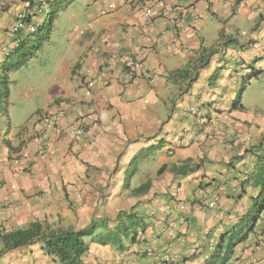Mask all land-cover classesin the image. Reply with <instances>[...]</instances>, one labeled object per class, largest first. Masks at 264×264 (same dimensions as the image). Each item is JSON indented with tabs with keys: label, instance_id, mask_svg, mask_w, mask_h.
<instances>
[{
	"label": "crops",
	"instance_id": "obj_1",
	"mask_svg": "<svg viewBox=\"0 0 264 264\" xmlns=\"http://www.w3.org/2000/svg\"><path fill=\"white\" fill-rule=\"evenodd\" d=\"M61 1L0 0V78L28 33H13L16 16ZM87 1L98 3L95 14L79 17L82 24L67 32L75 58L47 95L37 89L41 106L14 124L9 84L19 69L0 88V235L35 222L79 230L94 221L99 228L86 239L84 264H203L264 193V98L251 93L264 77V0ZM43 15L32 19L40 24ZM112 54L135 57L139 78H125L119 63L109 64ZM85 70L94 77L90 89ZM60 109L65 115L48 140L31 139L27 131L40 126L35 116ZM89 114L85 135L61 133ZM185 164L188 173H173ZM119 213L134 214L140 225L133 243L132 234L121 239L122 250L99 243ZM258 226V237L237 245L228 264H264ZM2 249L0 243V264H56L41 242Z\"/></svg>",
	"mask_w": 264,
	"mask_h": 264
},
{
	"label": "trees",
	"instance_id": "obj_2",
	"mask_svg": "<svg viewBox=\"0 0 264 264\" xmlns=\"http://www.w3.org/2000/svg\"><path fill=\"white\" fill-rule=\"evenodd\" d=\"M72 1L73 0H62L61 3L55 4L54 6L49 5L43 15L44 20L40 24L31 20V14H26V19L24 20L25 27L31 25L35 30L32 33H27L22 40L18 39L16 47L9 54V58H13V61L9 63L8 67L4 68L3 76L0 78L1 90L5 91L6 74L26 65V63L33 59L42 49L44 44L48 42L53 20L56 14L65 8L62 3L68 6ZM260 20H264V17ZM202 66L203 61L200 59V65H195L192 68L193 73H196ZM179 74L183 75L184 71H180ZM191 76L193 77L194 74ZM258 76L259 74H255L252 78L258 79ZM249 81L250 79L246 84ZM244 88L245 86L241 85L238 94L239 98ZM142 158L143 155L137 156L131 163V169L136 166ZM188 165L189 164H185L179 169L173 168V173L177 175L188 173L191 170ZM133 174L134 170H131L127 174L126 179L128 180ZM145 189L146 186H143L136 189L134 192L141 193ZM261 220H264L263 191L253 200L249 212L243 215L229 231L218 238L216 245L213 246L212 254L203 264H228L237 245L245 242L251 234L255 233ZM138 223L139 219L134 214L119 213L117 216V225L112 231H108L105 236L101 237L99 243H110L112 246L117 247L118 250H122L121 239L127 238L132 234L130 241L133 243L135 240V230L140 226ZM98 228L99 226L94 221L85 228L79 230H54L35 222L23 230L2 233L0 235V243L3 247L1 253L16 250L31 245L34 242H41L42 250L45 255L54 258L56 264H84L83 256L88 251L86 239L93 236Z\"/></svg>",
	"mask_w": 264,
	"mask_h": 264
},
{
	"label": "rangeland",
	"instance_id": "obj_3",
	"mask_svg": "<svg viewBox=\"0 0 264 264\" xmlns=\"http://www.w3.org/2000/svg\"><path fill=\"white\" fill-rule=\"evenodd\" d=\"M96 4L98 3L91 6L87 0H77L68 8L65 3H62L66 8H63V11L57 16L49 41L26 66L12 73L9 95L10 116L14 124L24 122L25 111L39 108L43 103L37 89L42 90L43 96H45L51 85L62 81L60 69L75 58L73 51H67V32L71 31L74 25L82 24L79 17L86 20L89 13L95 14L93 11ZM44 8L45 6L40 3L33 14L31 11L28 13L36 18L45 13L47 8ZM31 20L35 22L33 19ZM251 88L253 96H263L264 98V77L260 75V79L254 81ZM262 227H264V220L260 221L258 230L260 231ZM252 237L254 239L258 236L253 235Z\"/></svg>",
	"mask_w": 264,
	"mask_h": 264
},
{
	"label": "built area",
	"instance_id": "obj_4",
	"mask_svg": "<svg viewBox=\"0 0 264 264\" xmlns=\"http://www.w3.org/2000/svg\"><path fill=\"white\" fill-rule=\"evenodd\" d=\"M26 19V12L19 13L16 16L15 24L12 28L13 33H19L20 31H27L28 33L34 32L35 28L31 25L25 27L24 20ZM107 62L109 64L111 63H119L122 67L123 76L125 78L133 79L139 78L136 76V69L138 67V63L133 56H120V55H109L107 58ZM111 70L110 66L104 67V72H109ZM84 80L86 83V86L90 89L94 85V77L91 76L90 70L84 71ZM65 115V111L58 110L55 113L52 114H38L35 116L36 123H39L40 126L36 127L35 125L32 126L27 133L30 135L31 139L39 140L42 142H46L49 138V133L51 130L54 129V127L58 124V122L62 119V117ZM223 121H230V118L228 115H223L221 117ZM93 120L92 114L84 116L81 120H77L76 122H73L72 124L65 127V129L61 130V133H64L70 138H78L83 135H85L88 131L89 122ZM216 126L219 125V123L215 122ZM24 131V130H23ZM13 163L17 165L19 163V158L14 157ZM211 202L210 206L214 207L217 202V198L211 196ZM204 235H207V233H204Z\"/></svg>",
	"mask_w": 264,
	"mask_h": 264
}]
</instances>
